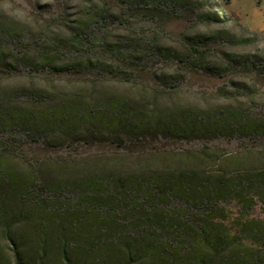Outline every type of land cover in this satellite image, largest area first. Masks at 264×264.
Listing matches in <instances>:
<instances>
[{"label": "trees", "instance_id": "trees-1", "mask_svg": "<svg viewBox=\"0 0 264 264\" xmlns=\"http://www.w3.org/2000/svg\"><path fill=\"white\" fill-rule=\"evenodd\" d=\"M82 1L41 26L0 10V76L28 81L0 88V264H264V155L208 150L264 140V107L240 100L257 90L220 86L237 104L208 107L170 98L192 72L264 75V49L236 50L261 33L229 29L211 0ZM172 20L187 26L170 42ZM113 82L141 92L102 87ZM160 139L206 144L155 168L29 154Z\"/></svg>", "mask_w": 264, "mask_h": 264}, {"label": "rangeland", "instance_id": "rangeland-1", "mask_svg": "<svg viewBox=\"0 0 264 264\" xmlns=\"http://www.w3.org/2000/svg\"><path fill=\"white\" fill-rule=\"evenodd\" d=\"M211 8L230 17L227 27L236 33H241L244 26L261 33L260 40L255 44L237 47V51H257L264 49V0H211ZM84 7L82 0H2L0 10L17 17L23 21L33 22L37 26L46 25V18L59 12L65 13L69 21L78 17ZM240 22L242 24H240ZM187 26L185 21L172 20L168 22L169 34L167 41L179 37L180 33ZM206 29V26H200ZM158 65H153L150 70L154 71ZM149 70V71H150ZM151 74H145L146 80L151 79ZM245 81L255 87L257 94L254 97H242L249 105L264 107V75L256 72L234 71L226 76L219 77L203 72H192L178 88L174 89L171 101L192 106L208 107L216 104H237L233 99L215 98L212 94L220 86H234L233 82ZM28 82L24 77H2L0 76V88L11 87ZM39 84L44 85L43 82ZM61 85L66 86V81ZM68 86V85H67ZM71 87V86H68ZM102 87L111 90H121L138 94L141 87L129 84L110 83ZM162 99V101H165ZM205 142L200 140H175L160 139L148 141L143 144L134 145L129 149L119 147L111 143L80 144L77 147L53 151L42 146L33 145L29 148V154L34 157H55L57 154L71 155L76 160H88L98 163L123 162L125 168H130L136 159L142 160L150 168L161 166L162 161L178 164V161H185L187 154H195L197 150L205 148ZM209 151H218L228 155L232 159H243L249 165L257 164L259 155H264V140L250 138H217L208 142ZM181 159V160H179Z\"/></svg>", "mask_w": 264, "mask_h": 264}]
</instances>
